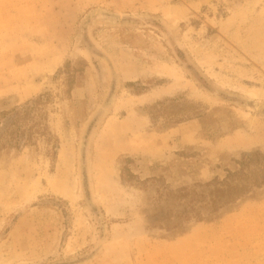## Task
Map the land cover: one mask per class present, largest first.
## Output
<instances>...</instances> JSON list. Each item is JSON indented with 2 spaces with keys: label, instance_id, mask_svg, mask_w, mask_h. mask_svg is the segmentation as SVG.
I'll use <instances>...</instances> for the list:
<instances>
[{
  "label": "rangeland",
  "instance_id": "1",
  "mask_svg": "<svg viewBox=\"0 0 264 264\" xmlns=\"http://www.w3.org/2000/svg\"><path fill=\"white\" fill-rule=\"evenodd\" d=\"M0 264H264V0H0Z\"/></svg>",
  "mask_w": 264,
  "mask_h": 264
},
{
  "label": "trees",
  "instance_id": "2",
  "mask_svg": "<svg viewBox=\"0 0 264 264\" xmlns=\"http://www.w3.org/2000/svg\"><path fill=\"white\" fill-rule=\"evenodd\" d=\"M217 192V190H215ZM228 202V201H227Z\"/></svg>",
  "mask_w": 264,
  "mask_h": 264
}]
</instances>
